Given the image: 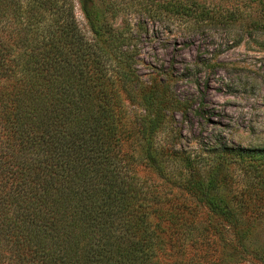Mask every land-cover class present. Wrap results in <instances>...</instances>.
Here are the masks:
<instances>
[{"label": "trees", "instance_id": "16d2710c", "mask_svg": "<svg viewBox=\"0 0 264 264\" xmlns=\"http://www.w3.org/2000/svg\"><path fill=\"white\" fill-rule=\"evenodd\" d=\"M108 9L0 0V264H264L242 228L264 217V192L226 175L246 164L264 182V148L158 145L201 114L165 72L141 80L137 34Z\"/></svg>", "mask_w": 264, "mask_h": 264}, {"label": "rangeland", "instance_id": "374dc122", "mask_svg": "<svg viewBox=\"0 0 264 264\" xmlns=\"http://www.w3.org/2000/svg\"><path fill=\"white\" fill-rule=\"evenodd\" d=\"M95 2L101 10L109 8L116 27L124 22L137 34L141 80L165 72L176 98L201 114L193 118V127L179 118L175 129L166 124L156 137L158 145L168 147L176 133V148L190 154H201L214 139L231 147L264 148V0ZM76 18L88 36L77 4ZM216 162L209 164L212 171ZM226 166L229 188L264 192L260 168L252 173L246 164ZM170 172L180 177L186 171L170 166ZM139 174L157 182L148 170ZM242 228L254 247L264 248V217L246 219Z\"/></svg>", "mask_w": 264, "mask_h": 264}]
</instances>
